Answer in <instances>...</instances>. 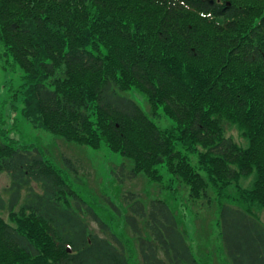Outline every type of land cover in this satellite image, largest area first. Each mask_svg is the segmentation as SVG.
<instances>
[{
    "label": "trees",
    "instance_id": "trees-1",
    "mask_svg": "<svg viewBox=\"0 0 264 264\" xmlns=\"http://www.w3.org/2000/svg\"><path fill=\"white\" fill-rule=\"evenodd\" d=\"M211 1L0 0V44L25 73L21 116L120 154L130 167L114 169L119 185L139 175L161 183L166 165L194 203L217 206L219 263L264 264V226L252 213L264 209V0ZM132 90L175 127L159 128ZM230 124L247 147L226 136ZM10 141L0 137V172L12 179L0 264H133L106 217L123 219L141 264H201L166 201L126 193L123 210L109 197L95 209L37 149Z\"/></svg>",
    "mask_w": 264,
    "mask_h": 264
},
{
    "label": "rangeland",
    "instance_id": "rangeland-1",
    "mask_svg": "<svg viewBox=\"0 0 264 264\" xmlns=\"http://www.w3.org/2000/svg\"><path fill=\"white\" fill-rule=\"evenodd\" d=\"M24 76V71L0 44V137L2 140L7 143H12L10 140L15 141L14 146L17 148L37 149L45 160L54 164L61 171L72 188L86 200L87 204L95 209L101 205L104 197H109L123 210L122 197L126 193H133L146 203L155 199L166 201L173 211L177 212L182 229L187 231L189 241L195 247L201 264H221L219 262L223 261L224 256L218 239L220 231L217 225V206L203 205L202 201L194 203L188 197L187 186L180 185L176 177L168 171L166 165L159 166L163 176L161 183L139 175L134 179H126L123 185H119L115 179L114 169L124 164L127 166L125 173H128V167H130V163L120 154L110 151L105 146L96 150L68 142L62 137L47 132L38 121L21 116L20 111L23 108L21 92L24 90ZM127 96L134 99L162 130L175 127V122L165 115L162 108L156 113L153 111L142 93L132 90L127 92ZM226 136L233 138L243 148L248 145V141L236 125H227ZM189 159L193 166L198 167L196 154L190 155ZM65 160L70 161L77 174H69L64 170ZM254 176L255 174L252 177L243 178L240 184L244 188H251ZM11 186V177L7 173L0 172V214L9 223H11V211L9 210L12 195ZM34 191H40L35 184ZM28 198V191H22L19 205L21 206ZM103 208L105 209V207ZM182 213L185 216L184 220ZM252 213L253 217L264 226V209L253 206ZM84 218L89 231L91 230L93 234L100 237L110 238L91 218ZM106 221L112 226L114 232L120 234L119 237L126 246H132L133 264H141L133 235L128 230H125L126 234L121 235V229L124 230L123 219L106 217ZM12 226L15 227V223H12Z\"/></svg>",
    "mask_w": 264,
    "mask_h": 264
},
{
    "label": "water",
    "instance_id": "water-1",
    "mask_svg": "<svg viewBox=\"0 0 264 264\" xmlns=\"http://www.w3.org/2000/svg\"><path fill=\"white\" fill-rule=\"evenodd\" d=\"M210 3L213 4V1L210 0ZM69 252H70V250H69Z\"/></svg>",
    "mask_w": 264,
    "mask_h": 264
}]
</instances>
